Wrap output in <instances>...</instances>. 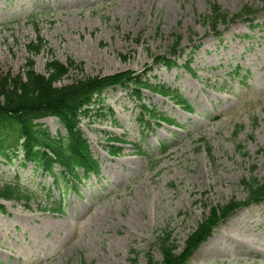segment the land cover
Listing matches in <instances>:
<instances>
[{
  "label": "rangeland",
  "instance_id": "1",
  "mask_svg": "<svg viewBox=\"0 0 264 264\" xmlns=\"http://www.w3.org/2000/svg\"><path fill=\"white\" fill-rule=\"evenodd\" d=\"M213 3L229 17L260 10L252 23L221 27L217 38L203 23ZM37 36L42 47L33 53ZM173 52L176 68L154 63ZM28 60L42 75L49 62L64 66L55 86L147 71L192 112L147 91L137 103L109 89L102 105L112 114L92 112L81 123L100 174L85 180L79 197L64 194L60 213L48 205L58 191L50 201L44 195L48 176L0 161V184L16 177L32 194L28 203L0 199V264H162L158 235L168 233L178 254L211 207L245 199L242 180L264 184V0H0V82ZM140 104L175 124L143 127ZM39 123L60 132L54 118ZM108 146L120 153L109 155ZM238 251L233 264H264V201L213 228L186 264H228Z\"/></svg>",
  "mask_w": 264,
  "mask_h": 264
},
{
  "label": "trees",
  "instance_id": "2",
  "mask_svg": "<svg viewBox=\"0 0 264 264\" xmlns=\"http://www.w3.org/2000/svg\"><path fill=\"white\" fill-rule=\"evenodd\" d=\"M260 9L243 7L239 13L229 17L217 4L210 5V13L203 17V23L218 38L220 28H226L236 20L243 19L252 23ZM38 37V36H37ZM29 50L38 53L42 41L31 44ZM197 48L194 46L193 49ZM176 53L156 58L154 63L165 69L177 67ZM189 61L185 70L189 71ZM190 72V71H189ZM146 72L135 74L131 71L117 72L111 75L87 77L75 80L69 84L55 86L65 74L61 64L49 62L44 75L34 71L33 62L28 60L22 72L15 77H8L0 82V161L11 165L17 161L20 168L28 165L34 171L40 172L51 179V186L45 190L48 201L52 191H58L57 200L48 203L53 212H62L64 194L71 191L79 197L80 189L85 186V180L100 174L98 161L93 157L88 140L81 123L89 118L104 117V113L112 114L111 109L105 110L102 105L103 94L109 89L120 87L137 103L142 101V91L167 98L175 106L187 113L191 107L174 90L163 85L153 84L146 77ZM237 73V72H236ZM139 123L149 128L148 121L173 126L171 120L154 108L140 104ZM54 118L60 126V132L51 135L39 121ZM178 127V126H176ZM61 132L63 134H61ZM118 143L121 141L111 139ZM164 149V144H158ZM142 153L140 146H135ZM238 150L242 149L237 146ZM109 155H117L120 148L108 146ZM14 165V164H13ZM241 187L246 192L243 201L231 200L221 207H211L209 214L201 221L196 230L188 236L185 247L180 253L169 243L168 233L157 236V246L162 257V264H186L197 248L209 237L213 228L224 222L233 213L243 207L258 205L264 201V184L254 177L242 180ZM32 194L22 189L18 178L0 184V199L3 201L28 203ZM5 207L0 203V214H5Z\"/></svg>",
  "mask_w": 264,
  "mask_h": 264
},
{
  "label": "bare ground",
  "instance_id": "3",
  "mask_svg": "<svg viewBox=\"0 0 264 264\" xmlns=\"http://www.w3.org/2000/svg\"><path fill=\"white\" fill-rule=\"evenodd\" d=\"M215 252H217V253H219L218 251H213L212 249L209 251V254L211 255V253L213 254V253H215ZM240 252L241 251H238V252H236L235 254H234V258H232V259H230V262L228 263V264H233V263H235V261L237 260V258H238V254H240Z\"/></svg>",
  "mask_w": 264,
  "mask_h": 264
}]
</instances>
